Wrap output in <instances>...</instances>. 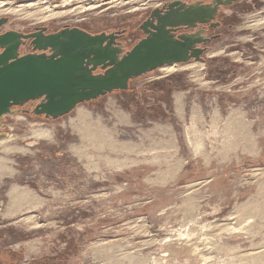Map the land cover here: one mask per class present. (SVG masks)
I'll return each instance as SVG.
<instances>
[{"label":"rangeland","instance_id":"1","mask_svg":"<svg viewBox=\"0 0 264 264\" xmlns=\"http://www.w3.org/2000/svg\"><path fill=\"white\" fill-rule=\"evenodd\" d=\"M98 1L0 0V33L125 29L165 0ZM244 1L208 60L56 121H0L12 138L0 144V264H264V0ZM166 79L178 86L154 97ZM78 109L101 141L84 136ZM12 189L30 196L18 203Z\"/></svg>","mask_w":264,"mask_h":264},{"label":"water","instance_id":"2","mask_svg":"<svg viewBox=\"0 0 264 264\" xmlns=\"http://www.w3.org/2000/svg\"><path fill=\"white\" fill-rule=\"evenodd\" d=\"M215 8L201 9L200 15L211 20ZM197 13L188 14L192 23L199 16ZM6 24L7 19H0V28ZM168 25L156 28L155 34L139 42L121 59L122 51L113 47L112 35L91 36L77 28L50 35L0 33V121L17 115L19 111L13 108L34 102L39 103L34 115L56 121L81 104L114 91H127L130 80L164 66L185 63V55L193 49L188 45L189 39L182 38L183 43L175 41L166 31ZM28 39L32 40L34 51H48L51 55H20V47ZM101 65L102 70L108 69L102 76H92ZM6 138V134H0V141Z\"/></svg>","mask_w":264,"mask_h":264},{"label":"flooded vegetation","instance_id":"3","mask_svg":"<svg viewBox=\"0 0 264 264\" xmlns=\"http://www.w3.org/2000/svg\"><path fill=\"white\" fill-rule=\"evenodd\" d=\"M145 5V4H144ZM247 3L244 0H237L236 2H232V0H222L220 3H212V0H165L160 3H155L154 6H150V10L141 13L138 15L133 22L126 27L125 29H116L113 31L107 30H85L82 27H73L66 25L57 30H51L47 27H39L35 28L30 32L22 33L23 35H35V34H42V35H50L55 34L64 29H73L77 28L91 36H98V35H105V36H113V47L122 51V54L119 56V59L122 58L126 53H128L134 46H136L139 42L147 39L151 34L156 33V28L163 25L164 23L169 24L166 27L167 33L173 37V39L177 42L183 43L182 38H188L189 44L192 46V50H189L185 55L186 62L185 63H177L172 64L169 66H164L158 70L160 71L163 68L175 66L176 68H180L183 65L192 64V63H199L204 60H208L207 51L209 50L208 47L216 41H219L224 32L231 28V21L234 15L237 12H243V8ZM207 7H216V14H214L211 20L207 21V17L205 15H200L201 9H205ZM232 10V12H231ZM191 11L198 12V17L193 21H190L188 14ZM231 19V20H230ZM31 39L23 41V45L20 47V55H34V54H43L45 56H50V52H37L33 50V46L31 45ZM193 66V65H192ZM101 66L96 67L95 71L92 72V76H102L104 72L108 69V67L104 70L101 69ZM189 67V66H188ZM91 68V67H90ZM155 72V71H154ZM152 72V73H154ZM150 73V74H152ZM148 75V74H147ZM171 75V74H169ZM162 76L158 78L164 79L167 76ZM146 76V75H145ZM144 77V76H142ZM141 77L135 78L128 82V90L129 85L133 82L137 81ZM153 81V80H152ZM152 81L147 82L149 84ZM176 83L174 81H168V87L174 86ZM127 90V91H128ZM127 91H124L125 93ZM115 92L123 91H114ZM168 92V91H167ZM166 93H161L159 95L164 96ZM103 97H99L97 100H100ZM96 100V101H97ZM39 103H29L24 105L21 108H13L21 112V114L29 117L33 114V111L37 107ZM43 121H51L45 119L44 116H38ZM1 134V133H0ZM17 255L11 256L12 262L17 264Z\"/></svg>","mask_w":264,"mask_h":264},{"label":"bare ground","instance_id":"4","mask_svg":"<svg viewBox=\"0 0 264 264\" xmlns=\"http://www.w3.org/2000/svg\"><path fill=\"white\" fill-rule=\"evenodd\" d=\"M123 3V0H115L114 1V3H110V4H112V5H110V6H113V7H116L117 5H121ZM134 3L135 2H133V5H134ZM109 4V3H108ZM128 5V3H124L123 5ZM132 4V3H131ZM141 4V3H140ZM144 4V3H143ZM4 4H1L0 3V7L1 6H3ZM122 5V6H123ZM109 6V7H110ZM99 6H94V7H92V8H86L87 10L89 9V10H94L95 8H98ZM120 7V6H119ZM131 7V6H130ZM48 10V7H46L45 8V10ZM84 9L85 8H83V7H81V8H79L78 10H76L77 12H81V11H84ZM102 9V8H101ZM44 10V9H43ZM129 10V9H128ZM130 11L131 12H135L136 11V9H133V8H130ZM138 11V10H137ZM9 12H11V11H9ZM8 12V13H9ZM15 12V11H14ZM13 11H12V13H14ZM95 12V11H94ZM79 14V13H78ZM59 15H62V13H55V14H53V13H51L50 15H48V16H43V13H40V14H33L31 17H34V18H37V21H44V20H46V19H53L54 17H56V16H59ZM18 16H20V17H25V18H28L30 15L29 14H26V15H24V14H18ZM42 16V17H41ZM252 23H255V21H252ZM251 23V24H252ZM253 25V24H252ZM214 55V52L213 53H211L210 54V56H212V57H214L213 56ZM216 55H217V53H216ZM209 56V57H210ZM199 67H201V66H194L193 67V71H195L196 73L197 72H199ZM176 70V67L175 66H172V67H167V68H163V69H161L160 70V72H159V77H162V76H166V75H169V74H171V73H173L174 71ZM229 88V87H228ZM228 90V89H227ZM175 103H176V106L177 107H180V104H181V97L180 96H176L175 97ZM180 109V108H179ZM76 115H77V119L79 120V122L81 121V122H83V124H82V131L84 132V136H87V138L88 137H91V141H93V140H95V141H97V140H102V138H103V135H101L102 133H104V132H102L101 131V128L100 127H98L97 125V123H92V120H90L89 119V121H88V115H87V113L84 111V110H82V109H78L77 110V113H76ZM73 122V121H72ZM78 122V121H77ZM78 122V123H79ZM80 124V123H79ZM75 129H76V127H75ZM78 130V129H77ZM104 130V129H103ZM78 132H80V131H78ZM35 136H38V137H43L44 135H43V133L42 134H36ZM9 137V136H8ZM7 137V138H8ZM105 138V137H104ZM12 138L11 137H9L8 139H7V141L9 140V141H12L11 140ZM240 139V138H239ZM246 139V138H245ZM89 140V139H88ZM248 140V139H247ZM3 141H6V140H3ZM3 141L2 142H0V144L1 143H3ZM94 141V142H95ZM105 141H106V139H105ZM108 142V141H107ZM104 143V142H103ZM102 143V144H103ZM110 143V142H109ZM91 144V143H90ZM112 144V143H111ZM100 145V144H99ZM109 145V144H108ZM112 147H113V145H111ZM75 148V147H74ZM122 148V147H121ZM72 149H73V147H72ZM79 150V149H78ZM113 150V149H112ZM20 151V150H19ZM18 151V152H19ZM74 151V150H73ZM82 151V150H81ZM76 152V151H75ZM78 153V152H77ZM1 164H0V175H3L4 176V174L3 173H5L4 171L5 170H3V165H2V163L3 162H0ZM7 163V162H6ZM113 163V162H112ZM5 167V166H4ZM8 168V167H7ZM7 171V170H6ZM9 171H10V169H9ZM11 172V171H10ZM6 174V173H5ZM2 176V177H3ZM8 176V175H7ZM1 177V176H0ZM12 196H13V198L15 199V200H18L17 202L19 203V202H23V201H27L26 199H27V197H29L30 196V194H26V192H23V191H19V190H16V189H12ZM29 201V200H28ZM33 202V201H32ZM30 204V203H29ZM28 204V205H29ZM18 205V204H17ZM24 205V204H23ZM35 206V205H34Z\"/></svg>","mask_w":264,"mask_h":264},{"label":"trees","instance_id":"5","mask_svg":"<svg viewBox=\"0 0 264 264\" xmlns=\"http://www.w3.org/2000/svg\"><path fill=\"white\" fill-rule=\"evenodd\" d=\"M168 81H174L176 83L175 85L178 86L176 79L175 80H167L166 79V80H163L162 82H160V84L157 85V88L152 90L150 93L153 94L154 97H158L157 95H159L160 93H167V91L170 88V87H168ZM162 99H164V98H162ZM41 264H43V263H41Z\"/></svg>","mask_w":264,"mask_h":264},{"label":"built area","instance_id":"6","mask_svg":"<svg viewBox=\"0 0 264 264\" xmlns=\"http://www.w3.org/2000/svg\"><path fill=\"white\" fill-rule=\"evenodd\" d=\"M95 1L99 2L98 0H95ZM151 1H153V0H151ZM104 2H105V0H104Z\"/></svg>","mask_w":264,"mask_h":264}]
</instances>
